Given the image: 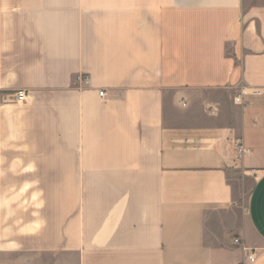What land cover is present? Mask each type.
I'll return each instance as SVG.
<instances>
[{"label":"crops","instance_id":"1","mask_svg":"<svg viewBox=\"0 0 264 264\" xmlns=\"http://www.w3.org/2000/svg\"><path fill=\"white\" fill-rule=\"evenodd\" d=\"M0 264H264V0H0Z\"/></svg>","mask_w":264,"mask_h":264},{"label":"built area","instance_id":"2","mask_svg":"<svg viewBox=\"0 0 264 264\" xmlns=\"http://www.w3.org/2000/svg\"><path fill=\"white\" fill-rule=\"evenodd\" d=\"M77 81L79 83H86L87 82V75L85 74H81L77 76ZM254 93H258L257 91H255ZM100 96H103L104 92L103 91H99L98 93ZM244 94V91L242 89L239 90V93L237 96L234 97V101L241 103V95ZM27 98V92L24 89H18L15 90L12 94H8L6 96H2L1 97V101L5 102V101H14L17 103L20 102H24ZM211 114L213 113L212 110L209 111ZM246 150L245 148L240 144V142H237V157L239 158L242 153H244ZM233 243L235 245H238L241 247L242 251L245 252L246 254V259L248 262H254V260L256 259V250L254 248L251 247H247L245 246L240 238H234L233 239Z\"/></svg>","mask_w":264,"mask_h":264},{"label":"rangeland","instance_id":"3","mask_svg":"<svg viewBox=\"0 0 264 264\" xmlns=\"http://www.w3.org/2000/svg\"><path fill=\"white\" fill-rule=\"evenodd\" d=\"M253 180V175H247V177L243 180L242 187H241V194H242V199H240L241 202V209L243 211L244 203L246 202V197L249 193V190L252 185ZM256 249V248H255Z\"/></svg>","mask_w":264,"mask_h":264}]
</instances>
